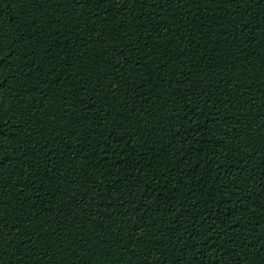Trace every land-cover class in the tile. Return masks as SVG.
<instances>
[{"label":"trees","instance_id":"trees-1","mask_svg":"<svg viewBox=\"0 0 264 264\" xmlns=\"http://www.w3.org/2000/svg\"><path fill=\"white\" fill-rule=\"evenodd\" d=\"M0 264H264V0H0Z\"/></svg>","mask_w":264,"mask_h":264},{"label":"snow or ice","instance_id":"snow-or-ice-1","mask_svg":"<svg viewBox=\"0 0 264 264\" xmlns=\"http://www.w3.org/2000/svg\"><path fill=\"white\" fill-rule=\"evenodd\" d=\"M193 118H194V117H193ZM33 184H34V186H36V185H35V181H33Z\"/></svg>","mask_w":264,"mask_h":264}]
</instances>
